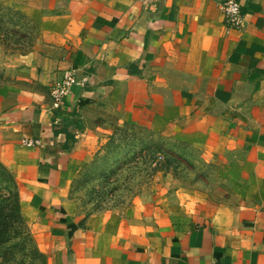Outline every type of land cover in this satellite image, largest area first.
<instances>
[{"label":"crops","instance_id":"obj_1","mask_svg":"<svg viewBox=\"0 0 264 264\" xmlns=\"http://www.w3.org/2000/svg\"><path fill=\"white\" fill-rule=\"evenodd\" d=\"M8 1L42 39L0 92V163L44 264H264V0H239L240 29L223 0ZM114 126L199 150L231 198L167 177L122 215H79L73 182Z\"/></svg>","mask_w":264,"mask_h":264},{"label":"rangeland","instance_id":"obj_2","mask_svg":"<svg viewBox=\"0 0 264 264\" xmlns=\"http://www.w3.org/2000/svg\"><path fill=\"white\" fill-rule=\"evenodd\" d=\"M41 39L42 31L35 23L15 12L8 0H0V92L12 84L18 59L35 51ZM218 169L199 150L165 135L114 126L77 174L71 196L84 217L122 215L137 199L151 197L157 181L169 177L185 187L207 188L213 198L226 200L232 190ZM10 186L0 178L1 213L12 226L9 239H0V264H44L35 240L15 214V192L11 193Z\"/></svg>","mask_w":264,"mask_h":264},{"label":"built area","instance_id":"obj_3","mask_svg":"<svg viewBox=\"0 0 264 264\" xmlns=\"http://www.w3.org/2000/svg\"><path fill=\"white\" fill-rule=\"evenodd\" d=\"M222 10L225 16L227 25L233 29H240L244 23V18L241 13V5L239 0H223ZM78 72L75 68L66 70L62 76L57 79L51 89L52 108L54 110L61 109L64 101L70 95L72 88L79 85ZM23 145L27 147H41L42 141L25 140Z\"/></svg>","mask_w":264,"mask_h":264},{"label":"trees","instance_id":"obj_4","mask_svg":"<svg viewBox=\"0 0 264 264\" xmlns=\"http://www.w3.org/2000/svg\"><path fill=\"white\" fill-rule=\"evenodd\" d=\"M1 177H4L5 180L9 181V183L11 185L10 186L11 193L12 192H15V204H14L15 214H17V217L20 220V223L22 225H25L27 227V229H28V226H27L25 220L23 219L22 213H21V205H20V198H19V191H18L17 182H16L13 174L4 165H2L0 163V178ZM1 211H2V209L0 207V239L5 241V240L9 239V237H8V235L10 233L9 232V229L12 226H9V224L7 223V220L5 219L7 217L3 218V214L1 213ZM90 215H92V214H88V216H90ZM13 218H14V215H13ZM7 219H9V218H7ZM28 234L31 236L29 229H28ZM37 255H39L40 257H42L43 260H44V263H45L44 255L42 253H40L39 250H37Z\"/></svg>","mask_w":264,"mask_h":264}]
</instances>
